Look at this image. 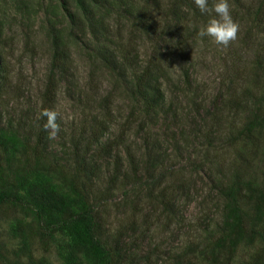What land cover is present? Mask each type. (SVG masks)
Wrapping results in <instances>:
<instances>
[{
	"label": "rangeland",
	"instance_id": "1",
	"mask_svg": "<svg viewBox=\"0 0 264 264\" xmlns=\"http://www.w3.org/2000/svg\"><path fill=\"white\" fill-rule=\"evenodd\" d=\"M166 7L162 0L158 14ZM95 10L104 12L101 7ZM79 11L75 0H0V190L26 199L28 183L59 187L68 193L70 211L80 200L75 193L78 190L102 227L118 236L121 243L133 246L130 250L137 253L133 264H185L181 253L187 242L186 223H195L201 213L195 201L202 199L200 206L208 214L216 211L212 192H206L212 166L204 164L203 157L205 148L215 156L217 138L210 135L204 139L199 126L203 124L200 119L205 117L204 110L219 90V52L217 48V52H201L198 43L188 48L194 63L190 72L197 110L185 113L186 105L176 91L178 83L163 84L166 99L144 114L132 93L131 75L126 72L124 77H117L94 59L95 45ZM75 12L82 26L70 20ZM120 25V48L136 46L138 57L150 56L149 49L164 46L163 41L166 46L173 43L172 39L153 35L138 39L136 33L128 34L126 23ZM57 33L68 41L71 66L58 80L51 107L63 118L58 120L61 131L50 139L44 129L37 142L38 100L48 71L49 42ZM241 33L240 27L237 38ZM115 35H110L111 41ZM163 64L167 65L170 79L177 78L180 63L168 56ZM168 100L173 110H179L174 119L167 118L173 114L166 108ZM191 127H196V134L185 135ZM127 146L134 154V176L125 159ZM181 174L187 175L190 185L185 186L186 196L181 191L174 196L175 211L169 217L159 204L167 205L166 199L154 202L149 195H154L157 188L173 185ZM110 175H114L111 183ZM29 219L28 213L16 205H0V251L10 260L22 245L13 233L15 222ZM211 226L212 222L205 225L208 229ZM79 228L80 225L54 232L45 249L36 240L30 242L27 247L33 261L98 264L93 249L80 238ZM207 240L200 235L199 246ZM247 252L238 248L227 264L235 263V256L243 259ZM143 257H148L147 261ZM20 260L26 264L25 256L20 254Z\"/></svg>",
	"mask_w": 264,
	"mask_h": 264
},
{
	"label": "trees",
	"instance_id": "2",
	"mask_svg": "<svg viewBox=\"0 0 264 264\" xmlns=\"http://www.w3.org/2000/svg\"><path fill=\"white\" fill-rule=\"evenodd\" d=\"M161 1L75 0L95 45L94 59L117 77H124L126 72L131 75L132 93L140 101L144 114L153 111L166 99L163 84L178 83L176 91L182 104L186 105L185 113L197 110L199 104L194 101L196 88L191 84L190 72L194 63L190 61L188 48L197 43L201 44L204 53L217 52V48L220 86L204 110L205 117L200 119L203 124L199 126L204 139L210 135L217 138L215 156L205 148L203 157L204 164L212 166L211 171L207 170L209 184L206 192L209 195L212 192V206L216 211L208 214L200 206L202 199L195 201L199 207L197 212L201 213L195 223H186L187 242L181 257L185 264H227L238 248H245L248 251L245 257L238 259L235 256L233 264H264V0H229L232 17L242 33L227 48L216 45L210 37L201 41L197 36L209 16L200 13L194 0H163L167 7L159 15ZM212 2L209 0L210 4ZM96 7L103 8L104 12L97 13ZM72 17L70 20L73 19L76 25H83L76 12ZM125 23L129 27L128 34L136 33L138 39L153 35L167 41L172 39L173 43L166 46L163 41L164 46L149 49L150 56L141 54L138 57L136 46L127 50L123 46L120 48V24ZM110 35H115L114 41ZM110 44L115 46L110 47ZM49 47L48 71L37 107V142L45 122L40 117L41 109L53 107L58 80L71 68L66 39L54 34ZM163 49L164 53L161 52ZM168 56L180 63L177 78L173 80L167 65L163 64ZM167 104V110L173 112L167 118L174 119L179 110L170 107V100ZM196 132V127H191L185 135L192 136ZM124 153L130 175L134 176V154L128 146ZM113 176H109V183L114 180ZM122 178L125 179L126 175ZM188 185L187 175L181 174L174 179L173 185L157 188L154 195L150 190L149 197L154 202L164 197L167 205L159 204L164 214L172 217L174 196L179 191L186 196L185 186ZM189 191L191 195V189ZM75 193L80 200L74 202L76 209L70 211L68 193L59 187L46 188L38 183H28L25 186L26 199L0 190V205H16L30 218L28 221L16 220L13 233L22 245L12 260L0 251V264H22L20 254L25 256L26 264H36L27 247L30 242L36 240L45 249L54 232L79 225V236L93 249L98 264H133L137 257V253L134 255L130 250L133 246L121 243L118 236L108 233L96 219L91 206L84 205L82 193L78 190ZM143 209L144 206L139 207L137 212ZM207 222H212L210 229L205 227ZM200 235H205L208 240L199 246ZM147 259L143 257V261Z\"/></svg>",
	"mask_w": 264,
	"mask_h": 264
},
{
	"label": "clouds",
	"instance_id": "3",
	"mask_svg": "<svg viewBox=\"0 0 264 264\" xmlns=\"http://www.w3.org/2000/svg\"><path fill=\"white\" fill-rule=\"evenodd\" d=\"M194 4L201 14L209 16L207 23L197 32L201 41L204 37H210L216 45L227 48L237 39L239 24L232 17L229 0H213L211 4L209 0H194ZM40 117L46 121L43 127L48 131L49 138L55 139L61 131V124L58 120L63 118L60 112L56 109L42 107Z\"/></svg>",
	"mask_w": 264,
	"mask_h": 264
}]
</instances>
